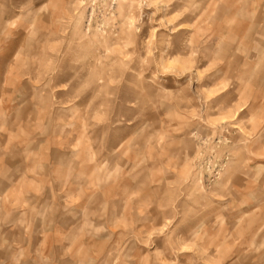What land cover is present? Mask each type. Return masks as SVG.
<instances>
[{
  "label": "clouds",
  "instance_id": "obj_1",
  "mask_svg": "<svg viewBox=\"0 0 264 264\" xmlns=\"http://www.w3.org/2000/svg\"><path fill=\"white\" fill-rule=\"evenodd\" d=\"M0 264H264V0H0Z\"/></svg>",
  "mask_w": 264,
  "mask_h": 264
}]
</instances>
